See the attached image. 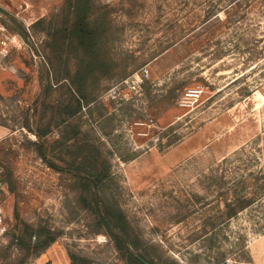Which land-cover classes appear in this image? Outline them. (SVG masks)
I'll return each instance as SVG.
<instances>
[{
	"label": "rangeland",
	"instance_id": "374dc122",
	"mask_svg": "<svg viewBox=\"0 0 264 264\" xmlns=\"http://www.w3.org/2000/svg\"><path fill=\"white\" fill-rule=\"evenodd\" d=\"M92 2L108 66L70 120L108 160L103 202L156 262L264 264V195L227 219L210 180L236 152L248 172L264 168V0ZM63 5L0 0V264H70V253L126 264L92 209L94 190L44 161L26 126L50 123L49 144L59 134L42 102L68 94L48 34ZM17 221L50 228L55 241L34 254L13 241Z\"/></svg>",
	"mask_w": 264,
	"mask_h": 264
},
{
	"label": "trees",
	"instance_id": "16d2710c",
	"mask_svg": "<svg viewBox=\"0 0 264 264\" xmlns=\"http://www.w3.org/2000/svg\"><path fill=\"white\" fill-rule=\"evenodd\" d=\"M104 24L105 21L93 17L92 0H64L59 25L48 34L54 43L53 47H49L53 58L60 59L61 64L65 65L60 79H67L63 86L67 87L68 94L62 101L42 102L43 115L52 108L51 122L59 134L49 144L46 136L51 130L50 123L42 126L41 122L36 128L30 127L28 123L26 126L35 135V150L44 161L58 170H66L78 177L86 192L92 194L91 190H94L92 198L95 205L92 209L99 221L105 225L126 264H165L149 258L141 249L140 240L123 212L103 202L101 189L110 175L108 160L98 146L82 136L78 124L70 120L82 110L83 101L90 93V80L108 66L102 54ZM65 56L66 60L71 56L75 57L74 70L71 71L68 67V62L63 59ZM50 62L55 63L51 59ZM59 82L57 78L55 84ZM42 120L43 116L40 117V121ZM234 155L233 158L225 157L210 175L211 185L222 189L220 196L224 203L223 216L227 219L255 205L264 195V168L248 172L250 169L241 159L240 152ZM54 158L63 165H58ZM236 163L241 165L236 167ZM12 234L16 244L27 247L36 255L48 248L56 237L55 232L46 226L35 227L28 223L22 225L18 221L12 226ZM69 256L70 264H92L75 253H70Z\"/></svg>",
	"mask_w": 264,
	"mask_h": 264
},
{
	"label": "built area",
	"instance_id": "2783aa9c",
	"mask_svg": "<svg viewBox=\"0 0 264 264\" xmlns=\"http://www.w3.org/2000/svg\"><path fill=\"white\" fill-rule=\"evenodd\" d=\"M193 95H199V94H198V91H195V93H194Z\"/></svg>",
	"mask_w": 264,
	"mask_h": 264
}]
</instances>
